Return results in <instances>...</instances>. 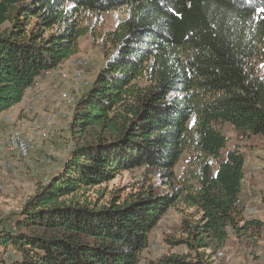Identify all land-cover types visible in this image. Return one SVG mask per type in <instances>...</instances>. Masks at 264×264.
Wrapping results in <instances>:
<instances>
[{"label": "trees", "instance_id": "obj_1", "mask_svg": "<svg viewBox=\"0 0 264 264\" xmlns=\"http://www.w3.org/2000/svg\"><path fill=\"white\" fill-rule=\"evenodd\" d=\"M119 8L127 16L102 36L105 61L74 102L77 143L25 200L18 231L0 229V264H138L177 202L191 213L168 241L187 251L150 264H214L230 236L262 234L240 201L244 155L221 125L261 136L264 151V0H0V113L79 51L94 32L86 14ZM141 167L160 185L100 201L103 183Z\"/></svg>", "mask_w": 264, "mask_h": 264}, {"label": "rangeland", "instance_id": "obj_2", "mask_svg": "<svg viewBox=\"0 0 264 264\" xmlns=\"http://www.w3.org/2000/svg\"><path fill=\"white\" fill-rule=\"evenodd\" d=\"M127 16L125 8L109 10L97 16L93 14L85 15V23L93 27L94 32L88 33L79 39V51L71 56L72 58H84L87 64L84 67V75L89 83L93 81L100 67L105 61L106 47L103 45L102 36L107 31L113 30L116 25L125 19ZM7 23L0 24V31ZM60 68L68 69L70 74L72 68H69L66 61L60 64ZM58 75L53 74L44 76L40 82L57 81ZM39 83V82H37ZM36 84V83H35ZM68 92L72 97L77 98L86 91L88 86L75 84L74 82L66 83ZM30 92L32 93L31 89ZM33 94V93H32ZM32 97H26L25 100L31 101ZM24 100V101H25ZM23 101V103H24ZM40 102V101H38ZM36 103L35 108L31 112L23 111L21 107H16L14 113L0 117V140L7 136L10 129L20 128L25 133L30 131L31 123L39 116V103ZM42 103V102H41ZM69 107V111L63 117H56L52 124L57 123L60 119L63 120L65 128L62 134L58 136H49L47 148H42L35 140L36 150L32 153L29 160L19 159L14 154L9 153L4 145H1L0 150V229H10L18 231L13 226V221L20 211L25 200L34 193L36 186L39 183L46 181L51 175L59 170L62 162L69 156L71 147L77 143L73 137V132L70 128L71 114L74 109V102ZM49 110L43 109V115ZM24 117H21L20 114ZM22 118L27 122L22 123ZM58 118V119H57ZM60 118V119H59ZM51 124V125H52ZM221 129L226 137H228L226 149H231L237 146L242 151L244 161V178L242 180V189L240 191V201L244 205L248 216H255L264 219L263 208L261 204V194L264 192V151L262 148L261 136L255 135L250 138L243 137L229 123L221 125ZM42 137V136H40ZM225 149V150H226ZM188 157L184 153L177 165L175 166L176 174H179ZM160 185V180L155 169L136 168L121 172L114 179L103 183L100 189H103V196L100 201L105 202L109 199L111 192L116 191L121 197H125L128 193L136 192L142 185ZM161 188V187H160ZM95 187L87 194L90 198L95 199L97 194ZM159 189V188H158ZM191 213L182 203L177 202L171 206L159 220L157 225L152 229L149 236V246L143 250L138 257V264H150L152 260L157 259L163 254L170 252H186L185 245H171L169 238L179 236L178 227L181 219ZM30 228H21L19 231H31ZM222 250L229 257V262L233 264H264V227L261 236L252 241L246 237L237 239L230 236L225 244L213 251ZM216 264H228L224 260L216 259Z\"/></svg>", "mask_w": 264, "mask_h": 264}, {"label": "built area", "instance_id": "obj_3", "mask_svg": "<svg viewBox=\"0 0 264 264\" xmlns=\"http://www.w3.org/2000/svg\"><path fill=\"white\" fill-rule=\"evenodd\" d=\"M65 61L67 62L69 68H72V73L70 74L69 70L66 68H60V64L48 69L44 76L48 77L50 75L57 74L58 80L49 82V84L46 82H39L29 87L33 93V98L31 101H24L22 106L24 112H31L35 108L38 101H44L51 97H56L67 103L75 102V98L68 92L66 85L67 82H74L75 84L83 86L89 85V80H86L83 70L87 64V60L84 58L69 57ZM64 115L65 114L59 110H50L46 112L41 119L34 122L30 131L26 133L20 128L10 129L7 136L0 140V150L1 145H4L9 153L14 154L19 159L29 160L32 153L36 150V143L33 137L36 138L46 135L49 126H51L54 121V118L63 117ZM213 257L224 260L225 263L233 264L229 262V257H227L222 250L215 251Z\"/></svg>", "mask_w": 264, "mask_h": 264}, {"label": "crops", "instance_id": "obj_4", "mask_svg": "<svg viewBox=\"0 0 264 264\" xmlns=\"http://www.w3.org/2000/svg\"><path fill=\"white\" fill-rule=\"evenodd\" d=\"M95 77V76H94ZM44 77H40L37 81V82H40L41 79H43ZM32 93L30 92V89L28 88L24 94V97L22 99V101L16 105H14L13 107H11L9 110L7 111H4L2 113H0V117L1 116H6L7 114H11V113H14L13 111H15V108L16 107H21V105L23 104V101L26 99V97L28 98L29 96L32 97ZM42 102V103H41ZM39 103V107H41L39 109L40 113H39V116H40V119H41V116H42V113H43V109L46 108V110H53V111H61L63 112L64 114L69 111V107L71 108V104L67 103V102H64V101H61L59 100L58 98L56 97H51V98H47L46 100L44 101H40L38 102ZM68 110V111H67ZM47 112V111H46ZM21 117H24V115L21 113L20 114ZM56 119V117H55ZM58 119V118H57ZM60 119V118H59ZM39 119H36L34 122L38 121ZM22 123L23 122H27V120L25 118H22ZM31 123V126L33 125V123ZM63 128H65V125L63 124V120H59L57 123L55 124H52L51 126H49L48 128V131H47V134L42 136V137H36L35 141L42 147V148H47V143H48V139H49V136L50 134L51 135H54V136H58L59 134H62V130ZM214 264H216V261H214Z\"/></svg>", "mask_w": 264, "mask_h": 264}]
</instances>
